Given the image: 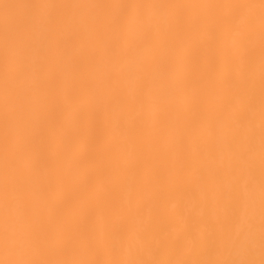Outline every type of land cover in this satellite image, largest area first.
<instances>
[{
	"label": "bare ground",
	"instance_id": "bare-ground-1",
	"mask_svg": "<svg viewBox=\"0 0 264 264\" xmlns=\"http://www.w3.org/2000/svg\"><path fill=\"white\" fill-rule=\"evenodd\" d=\"M0 264H264V0H0Z\"/></svg>",
	"mask_w": 264,
	"mask_h": 264
}]
</instances>
